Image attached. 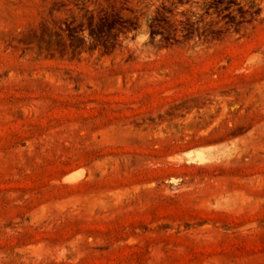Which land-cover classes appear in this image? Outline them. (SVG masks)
<instances>
[{
  "label": "rangeland",
  "instance_id": "374dc122",
  "mask_svg": "<svg viewBox=\"0 0 264 264\" xmlns=\"http://www.w3.org/2000/svg\"><path fill=\"white\" fill-rule=\"evenodd\" d=\"M170 1L0 0V264H264V0Z\"/></svg>",
  "mask_w": 264,
  "mask_h": 264
},
{
  "label": "flooded vegetation",
  "instance_id": "af4514ba",
  "mask_svg": "<svg viewBox=\"0 0 264 264\" xmlns=\"http://www.w3.org/2000/svg\"><path fill=\"white\" fill-rule=\"evenodd\" d=\"M176 1H182V0H171L170 3L175 4ZM176 7L175 5H172V7H168L167 10H172V8ZM178 7V6H177ZM179 8H182L179 6ZM220 7L218 4H211L210 7L206 10V13L216 12L219 11ZM227 16V17H225ZM206 21H217V20H223L226 21L229 18L232 17L231 9L228 11H223L219 14V17L216 18V15L212 13L210 16H205ZM222 18V19H220ZM170 17L166 15L163 12V15H156L154 17V20L151 22V26L149 27V40L148 42L150 45L148 47L153 46H160V47H174V46H184L187 44H193L195 45L201 44L203 41L209 39V35H207V31H215V25L212 24L208 27H204L202 29H199V25L194 26L196 33L192 31L193 29H189V27L184 26L182 24H178V26H172L170 25ZM120 30V33H118V37H115V40L112 42V45H115L114 48H116V45L121 44V40L127 36L132 37L138 28L137 22H135L134 25L128 26L125 23H121L120 26L117 27ZM136 29V30H133ZM197 34V35H195ZM120 41V42H119ZM124 41V40H123ZM102 50L105 52L107 49L102 48Z\"/></svg>",
  "mask_w": 264,
  "mask_h": 264
}]
</instances>
